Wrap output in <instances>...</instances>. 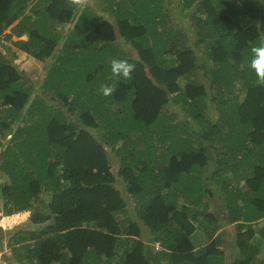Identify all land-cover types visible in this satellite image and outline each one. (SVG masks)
<instances>
[{
	"label": "trees",
	"instance_id": "obj_1",
	"mask_svg": "<svg viewBox=\"0 0 264 264\" xmlns=\"http://www.w3.org/2000/svg\"><path fill=\"white\" fill-rule=\"evenodd\" d=\"M100 1L115 22L0 0V219L36 225L16 260L264 264V0Z\"/></svg>",
	"mask_w": 264,
	"mask_h": 264
},
{
	"label": "crops",
	"instance_id": "obj_2",
	"mask_svg": "<svg viewBox=\"0 0 264 264\" xmlns=\"http://www.w3.org/2000/svg\"><path fill=\"white\" fill-rule=\"evenodd\" d=\"M84 1H86V0H84ZM86 3H87V1H86ZM92 6V5H91ZM94 8H96L95 6H93ZM101 8V7H100ZM98 9V8H96L97 10H98V12L100 13V15H103L101 12V9ZM108 19V18H107ZM72 25V24H71ZM66 31H67V28H66ZM7 32H9V30L7 31ZM28 38V36L27 35H24V36H22V37H16V36H14V40H19V39H27ZM20 216H23V218L25 217V219H27L26 221H25V224H19V220H21V217ZM27 217H31V213L30 212H23V213H16V214H13V215H9V214H7V215H4L3 216V218H4V222H6V224H2V222L3 221H0V227L1 228H3V230H4V233H2V234H0V239L8 246V247H10V254H9V256H10V258H11V260L13 261V263H15V264H19L18 263V260H16V257H15V248H16V246H14V233L15 232H18V230L20 229V228H29L30 226L31 227H36V225H34L33 223H32V221H30V219L29 218H27ZM19 219V220H18ZM23 221V220H22ZM21 221V222H22ZM31 222V223H30ZM235 225V224H234ZM225 229V228H224ZM199 233V231H197L196 233H194V235H193V240H194V242L196 243V245L199 247V245H206L208 242H209V240H205V241H202L201 243H199V241H200V237H199V235H197ZM160 247V243L158 242L157 244H156V248H159Z\"/></svg>",
	"mask_w": 264,
	"mask_h": 264
},
{
	"label": "clouds",
	"instance_id": "obj_3",
	"mask_svg": "<svg viewBox=\"0 0 264 264\" xmlns=\"http://www.w3.org/2000/svg\"><path fill=\"white\" fill-rule=\"evenodd\" d=\"M250 68L254 71L259 80L264 81V46L254 47L252 49ZM132 71L133 65L126 61L117 59L111 61V73L113 77L129 80L131 78ZM114 90L115 84H112L102 85L99 91L104 96H109ZM0 221H2V219ZM1 230V234L4 233L3 228H1Z\"/></svg>",
	"mask_w": 264,
	"mask_h": 264
},
{
	"label": "rangeland",
	"instance_id": "obj_4",
	"mask_svg": "<svg viewBox=\"0 0 264 264\" xmlns=\"http://www.w3.org/2000/svg\"><path fill=\"white\" fill-rule=\"evenodd\" d=\"M87 1V3L89 4V5H92V6H97L96 8H100L101 7V4L103 3V2H101L100 0H86ZM169 1H171V8H174V12H177V11H179V8L177 7L178 6V2L180 1V0H169ZM107 5V4H106ZM102 8V7H101ZM100 8V9H101ZM103 15L102 16H104V17H106V18H108L110 21H112V22H115V19L110 15V13H108V12H106V11H102L101 12ZM188 19V18H187ZM70 25H68L67 27H69ZM117 35L119 36L120 35V32L119 31H117ZM124 46V48H127L128 50H132L133 51V48H132V46L129 44V46H127L126 44H124L123 45ZM8 180V177L4 174V173H2V172H0V184L1 183H5L6 181ZM19 213H23V212H19ZM7 215V214H6ZM21 217V220H19V224H25V221L27 220V219H25V217L23 218V216H20ZM27 218H29L30 219V217H27ZM1 219H3L4 220V218L2 217ZM0 219V220H1ZM2 220V221H3ZM23 220V221H22ZM22 221V222H21ZM31 223V222H30ZM2 224H6V222H2ZM235 224V223H234ZM234 224H232V225H230L229 226V230H233L232 228L236 225H234ZM238 224V223H237ZM222 230H224V229H222ZM221 230V231H222ZM197 235H199V237H200V241L199 242H202V241H204L205 239H206V236H205V233L203 232V231H199V233L197 234ZM194 241V240H193ZM195 243V242H194ZM228 243L229 244H231V241L230 240H228ZM233 257L234 255L232 254L231 255V253L230 252H228V257Z\"/></svg>",
	"mask_w": 264,
	"mask_h": 264
},
{
	"label": "built area",
	"instance_id": "obj_5",
	"mask_svg": "<svg viewBox=\"0 0 264 264\" xmlns=\"http://www.w3.org/2000/svg\"><path fill=\"white\" fill-rule=\"evenodd\" d=\"M2 230L0 227V234ZM10 247H8L1 239H0V264H15L11 260L10 256Z\"/></svg>",
	"mask_w": 264,
	"mask_h": 264
}]
</instances>
